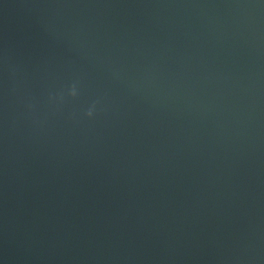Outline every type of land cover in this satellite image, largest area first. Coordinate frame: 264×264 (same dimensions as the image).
Instances as JSON below:
<instances>
[{
	"label": "water",
	"instance_id": "1",
	"mask_svg": "<svg viewBox=\"0 0 264 264\" xmlns=\"http://www.w3.org/2000/svg\"><path fill=\"white\" fill-rule=\"evenodd\" d=\"M0 264H264V0H0Z\"/></svg>",
	"mask_w": 264,
	"mask_h": 264
},
{
	"label": "clouds",
	"instance_id": "2",
	"mask_svg": "<svg viewBox=\"0 0 264 264\" xmlns=\"http://www.w3.org/2000/svg\"><path fill=\"white\" fill-rule=\"evenodd\" d=\"M71 95H73V96L77 95V91H76V86L75 85H73V87H72ZM92 114H93L92 111L89 110L88 115L91 116Z\"/></svg>",
	"mask_w": 264,
	"mask_h": 264
}]
</instances>
